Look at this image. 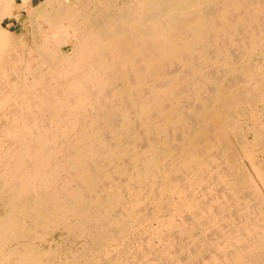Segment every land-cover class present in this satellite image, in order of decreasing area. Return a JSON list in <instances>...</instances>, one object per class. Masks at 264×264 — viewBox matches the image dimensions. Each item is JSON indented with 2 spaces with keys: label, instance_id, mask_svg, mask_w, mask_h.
<instances>
[{
  "label": "bare ground",
  "instance_id": "1",
  "mask_svg": "<svg viewBox=\"0 0 264 264\" xmlns=\"http://www.w3.org/2000/svg\"><path fill=\"white\" fill-rule=\"evenodd\" d=\"M256 149L264 0H0V264L49 263L71 220L148 240L62 264H264Z\"/></svg>",
  "mask_w": 264,
  "mask_h": 264
},
{
  "label": "rangeland",
  "instance_id": "2",
  "mask_svg": "<svg viewBox=\"0 0 264 264\" xmlns=\"http://www.w3.org/2000/svg\"><path fill=\"white\" fill-rule=\"evenodd\" d=\"M4 25H6V26H8L9 28H12V29H18L19 28V24H18V22L17 21H15L13 18L11 19V21L7 18V19H5L4 20ZM244 118L242 117L241 118V120H240V122H242V121H244L243 120ZM103 124V123H102ZM105 124V123H104ZM107 126H110L109 125V123L108 124H106ZM240 147L238 146L237 147V149H238V155H237V158L235 159V166H239L241 169H244L245 171H251V167H250V161H249V159L245 156V154L243 153V151H241V149H239ZM259 151V152H258ZM256 156H257V158L260 160V161H262V160H264V151H261V150H257L256 149ZM238 159V160H237ZM249 164V165H248ZM150 207V206H149ZM117 209H118V207H117ZM162 214H166V211L165 210H163L162 212H161ZM74 217H72L71 219H73ZM154 221V222H153ZM174 221L175 222H178L179 221V218H178V216L177 217H175V219H174ZM76 223V220H71V223ZM72 223V225H73V229H72V226H70V228H71V230H73L72 232H71V230H70V228L69 229H67V228H63V226L62 227H60V226H58V227H56V229H54V228H50L49 230L48 229H44L43 231H44V233H45V236H44V240L42 239H37V241L35 240V242L34 243H36L35 244V246H37V243H38V247L40 246V248H46L47 247V244H48V247L47 248H50V247H53V245L55 246L54 248H56V247H59L60 246V249L59 250H57V252L55 253V256H54V258H53V256H51L50 258H49V263H47V262H45V260L43 261L42 260V262H41V264H44V263H46V264H55L56 262V264H62L61 262H62V259L63 260H65L66 259V256H68V254H69V252H71V254H72V252H75V253H79L80 251H85V252H90L89 250H91L92 248H93V250H95L96 248L95 247H100L99 249L100 250H98V252H102V251H104V250H107V251H110L111 253L112 252H114V250H115V252L114 253H116L117 254V257H119V258H124V260L123 261H127L128 262V260H129V262H132V260L134 261V260H136V259H138V257H135V256H138V255H140V252H139V249H140V246H143L144 245V243L148 240L147 238H148V234L146 233L147 231H148V228H145V227H143L142 225H139V224H134V225H132L131 227H130V229H129V232H128V234H121L122 236H120V234H118L117 232V230H116V228H113L112 227V229L113 230H115V231H117L116 233H117V237L119 238H115V239H113V240H111V241H103L102 242V244L100 243L99 244V242H98V240L97 239H95L93 236H90L91 235V233H82L81 234V232H80V229H79V227H78V223H77V225H74ZM157 224V221L156 220H154V219H152L150 222H149V226H150V228H152L154 225H156ZM63 228V229H62ZM141 230H140V229ZM43 229V228H42ZM62 231H61V230ZM67 229V230H66ZM78 229H79V231H78ZM138 229V230H137ZM67 231V233L65 234V231ZM75 230V231H74ZM175 229L173 228V230L172 231H174ZM38 231H41L40 229L38 230ZM176 231V230H175ZM51 232V233H50ZM133 234H132V233ZM135 232V233H134ZM49 233V234H48ZM72 233V234H71ZM65 234V235H64ZM68 234V235H67ZM74 234L76 235L77 234V236L78 235H81V236H75V238H72V237H74ZM51 235V236H50ZM65 236V237H63V239H62V236ZM67 235V236H66ZM72 235V236H71ZM119 235V236H118ZM137 236V239H136V237L135 236ZM84 238H83V237ZM141 236H143V237H145L144 239H143V237L142 238H140ZM51 237H52V240H50L51 239ZM77 237V238H76ZM65 238V239H64ZM121 238V239H120ZM54 239V240H53ZM93 239V240H92ZM142 239V240H141ZM154 239V240H153ZM181 239H183V238H181V237H179V240H181ZM41 240V241H40ZM74 240V241H73ZM88 240V241H87ZM125 240L126 241H128L127 243L125 242ZM38 241H40V244H39V242ZM44 241V242H43ZM50 241L52 242V241H54V242H52V243H50ZM73 241V242H72ZM82 241L83 242H85V241H87V242H85V244L83 243L82 244ZM91 241V242H90ZM149 241L152 243V245H153V247H155V246H157V244H158V241H157V239L155 238V237H152V238H150L149 239ZM43 242V243H42ZM59 242H63V244L62 243H59ZM72 242V243H71ZM90 242V243H89ZM111 242V243H110ZM125 242V243H124ZM54 243H56V244H54ZM87 243V244H86ZM113 243V244H112ZM121 243H123V244H121ZM142 243V244H141ZM61 244H62V249H61ZM83 246H82V245ZM112 244V245H111ZM131 244V245H130ZM69 245V246H68ZM88 245V246H87ZM95 245V246H94ZM97 245V246H96ZM101 245V246H100ZM68 246V249H69V251H68V249L66 248ZM86 248H85V247ZM63 247H65L64 249H66V250H64L63 249ZM83 247V248H82ZM92 247V248H91ZM125 247H126V249H125ZM186 247H187V245H186ZM183 248L182 250H181V252H180V254L181 255H185L186 254V251H187V249H189V247H187V248ZM82 249V250H81ZM87 249V250H86ZM89 249V250H88ZM125 249V250H124ZM97 250V249H96ZM65 251L66 253L64 254L63 252ZM77 251V252H76ZM79 251V252H78ZM92 251V250H91ZM121 251V252H120ZM127 251V252H126ZM118 252V253H117ZM132 252V253H131ZM139 252V253H138ZM57 253H59V254H57ZM138 253V255H136ZM70 255V254H69ZM135 255V256H134ZM71 256V255H70ZM64 257V258H63ZM69 257V256H68ZM127 257V258H126ZM56 258V259H55ZM62 258V259H61ZM50 259H52L51 261H50ZM60 259V260H59ZM58 260V261H57ZM56 261V262H55ZM60 262V263H59ZM166 261H164V262H162L161 264H169L168 262H170V261H168L167 260V262L165 263ZM188 264H193V263H188ZM195 264V263H194Z\"/></svg>",
  "mask_w": 264,
  "mask_h": 264
}]
</instances>
